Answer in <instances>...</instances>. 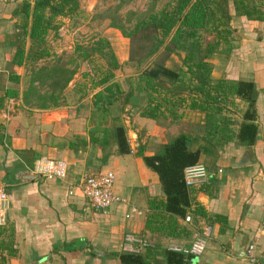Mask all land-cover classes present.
I'll return each instance as SVG.
<instances>
[{
  "label": "crops",
  "instance_id": "0c3cea01",
  "mask_svg": "<svg viewBox=\"0 0 264 264\" xmlns=\"http://www.w3.org/2000/svg\"><path fill=\"white\" fill-rule=\"evenodd\" d=\"M17 1L0 0V184L9 195L1 236L16 249L9 263L121 264L118 253L124 250L123 237L129 233L146 242L132 243L133 252L142 253L143 264H168L165 249L172 246L180 248L177 250L188 264H262L264 231L259 228L264 217V0H250L258 5L259 17L235 13L231 33L209 55L214 97L199 95L192 89L195 80H189L184 91L167 94L170 102L162 100L155 116L141 113L147 104L144 92L136 95V102L130 98L126 103L114 100L107 108L94 105L92 94L100 86L90 88L87 84L82 96L75 75L57 96L55 105L41 106L44 100L48 102V98L39 101L38 95L45 94L44 90L27 93L23 99L21 89L25 85H20L17 96L3 95L10 67L3 56L10 47L1 44H8L7 38L18 29L19 17L11 13ZM103 33L118 61L126 62L129 38L119 29ZM74 35L62 27L56 34L49 31L48 42L51 36L55 40H50L51 50L73 53ZM3 36H7L4 42ZM77 61L81 66L87 63ZM15 67L23 71L22 66ZM128 75L116 78L123 92L121 99L128 80L134 78ZM238 81L251 84L247 92L251 101L248 95L236 91ZM34 84L38 86V81ZM167 86L183 88L176 82ZM195 102L203 107L191 105ZM247 122L255 125L251 142L239 139L241 126ZM114 124L124 126L129 151L117 152ZM179 133H186L188 144L200 148L198 161L208 170L204 181L188 187L191 209L199 202L205 215L192 213V209L187 213L189 220L178 217L170 226L165 219H157L149 228L146 219L165 193L157 172L143 156L159 152ZM246 135L244 132L242 137L247 140L251 131ZM43 156L66 160L65 177H17L20 171H33L35 160ZM105 170L115 174L113 191L117 199L96 210L87 204L75 184L83 174ZM198 237L205 241L202 251L185 252L183 249ZM251 242L255 245V261L246 256Z\"/></svg>",
  "mask_w": 264,
  "mask_h": 264
},
{
  "label": "trees",
  "instance_id": "16d2710c",
  "mask_svg": "<svg viewBox=\"0 0 264 264\" xmlns=\"http://www.w3.org/2000/svg\"><path fill=\"white\" fill-rule=\"evenodd\" d=\"M13 6L12 16L19 17L16 23L18 29H13L14 35L7 38L10 44H1L10 47L3 56L10 65L7 69L9 84L4 87L3 95L17 96L20 85H25L21 89L23 99L27 93H39L38 86L34 84L37 80L38 85L48 84L45 94L38 95L39 101L41 98H48V102L44 100L45 103L41 106L50 105L49 103L55 105L58 102L57 96L64 91L76 72L77 57L70 56L67 60H60L58 56L57 61L50 66H36L35 63L54 56L47 34L50 30L56 34L60 16H71L78 12L79 0H18ZM235 13L245 14L249 18L259 17L260 9L256 3H250V0H168L162 8L149 12L145 18H138L128 28L113 22L112 25L129 38L127 61L120 63L109 40L99 38L88 48H82L77 55L88 64L93 63V56L99 57L102 64L96 63L98 67L94 71H84L81 78L83 82L77 81L76 88L82 89L83 96L87 92L83 89L86 84L90 88L100 86L91 98L92 103L100 108L110 107L114 100L126 103L131 98L136 102V95L144 92L147 104L142 106L144 110L141 113L149 116L157 114L162 100L170 102L167 96L170 91H184V85L189 80H195L192 86L195 92L205 96V99L212 98L211 64L208 58L231 33L230 24ZM204 35H211L212 39L206 40ZM4 37L7 36H3V42ZM172 54L182 55L181 66H168L167 60ZM15 66H22L23 71L20 73ZM119 68L127 69L128 76L134 77L133 80H128V89L123 99L122 89L116 80V70ZM174 82L183 85V88L180 90L167 86V83ZM235 89L246 96L251 84L238 81ZM246 97L249 99L250 95ZM251 100L250 98L249 101ZM191 105L203 107L196 102ZM245 129L251 131V137L247 140L242 137L244 132L245 135L248 134ZM254 132L253 122L244 123L239 131V139L251 142ZM112 134L117 152L130 150L122 124H114ZM188 138L186 133H179L173 140L164 143L159 152L143 156L145 163L157 172L165 193L155 205V212L146 219V226L149 228H152L151 222L157 219H165L171 226L178 217H184L192 209V213L205 215V209L199 202H195L191 209V192L184 182V167L197 162L200 155V148L189 145ZM3 231L5 227L0 225V236ZM10 242H4L3 236L0 237V264H10L8 258L15 254L16 249ZM165 253L168 264H188L184 262V255L177 250L166 248ZM118 259L121 264H143L141 252L121 250Z\"/></svg>",
  "mask_w": 264,
  "mask_h": 264
},
{
  "label": "rangeland",
  "instance_id": "374dc122",
  "mask_svg": "<svg viewBox=\"0 0 264 264\" xmlns=\"http://www.w3.org/2000/svg\"><path fill=\"white\" fill-rule=\"evenodd\" d=\"M168 0H79V10L71 16H60L58 18L60 27L74 32L73 42V53H68L66 49L62 53L58 54L54 52V56L47 58V60H39L35 64L36 66L46 64L47 66L52 65L57 61V57L60 60H67L70 56H76L77 60H81L80 53L82 48H88L90 44L96 42L99 38L105 37L104 33L110 29H118L112 25L115 24L123 25L124 27H130L138 18H145L149 12L156 11L162 8ZM113 18V19H112ZM114 20V21H113ZM54 32L50 30V33ZM206 40H211L212 36L204 35ZM49 44L52 46L50 40H54V36L50 37ZM106 38V37H105ZM93 63H85L83 66H77L75 77L82 81V73L89 69L95 70L98 64L101 63L99 57L93 56ZM86 61V60H85ZM168 66L178 67L182 64V55L172 54L167 60ZM93 65V66H91ZM70 67H72L70 65ZM127 70V69H126ZM125 68L116 72L117 76H122L128 73ZM74 77V76H73ZM85 80H88L85 78ZM84 80V81H85ZM83 82V81H82ZM48 86L47 82L39 84L38 88L40 91L45 90ZM48 88V87H47ZM46 88V89H47ZM87 91L88 85L86 84L83 88ZM82 91V89H81Z\"/></svg>",
  "mask_w": 264,
  "mask_h": 264
},
{
  "label": "built area",
  "instance_id": "2783aa9c",
  "mask_svg": "<svg viewBox=\"0 0 264 264\" xmlns=\"http://www.w3.org/2000/svg\"><path fill=\"white\" fill-rule=\"evenodd\" d=\"M67 162L61 158L40 157L33 164V171L38 172L44 177L64 178L67 173ZM208 176V170L204 163L197 161L187 165L183 169L184 182L187 186L204 181ZM115 174L112 170L98 171L94 173H86L80 176L76 182V187L84 196L87 204L94 209H103L108 207L114 200L117 199L113 191ZM73 190H70L72 193ZM9 207V195L6 187L0 184V225L6 224L7 210ZM185 219L189 220L190 215L186 214ZM260 231H264V217L262 219ZM146 244L142 239L135 238L132 234H125L122 241V248L125 251H133V242ZM205 245L204 238H196L188 249H183L185 252L198 254L202 251ZM171 249L179 250L177 246H172ZM177 250V251H178ZM246 256L250 261L257 260L255 253L254 242H251L246 250Z\"/></svg>",
  "mask_w": 264,
  "mask_h": 264
},
{
  "label": "water",
  "instance_id": "95a60500",
  "mask_svg": "<svg viewBox=\"0 0 264 264\" xmlns=\"http://www.w3.org/2000/svg\"><path fill=\"white\" fill-rule=\"evenodd\" d=\"M40 174L38 172L32 171V170H23L17 173V177L22 180L31 179L33 177H39ZM260 260L262 264H264V258L260 257Z\"/></svg>",
  "mask_w": 264,
  "mask_h": 264
}]
</instances>
